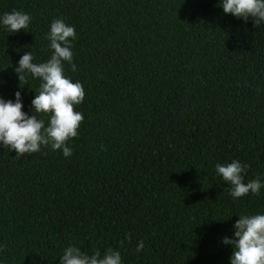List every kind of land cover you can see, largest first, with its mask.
<instances>
[{
	"label": "trees",
	"instance_id": "16d2710c",
	"mask_svg": "<svg viewBox=\"0 0 264 264\" xmlns=\"http://www.w3.org/2000/svg\"><path fill=\"white\" fill-rule=\"evenodd\" d=\"M12 10L31 23L0 28V97L21 91L31 115L39 82L21 87L13 69L28 50L48 58L60 18L76 32L65 74L84 87V119L70 157L0 148V264H58L69 243L123 264H229L221 238L264 211V188L233 200L214 165L264 175V24L218 0H0Z\"/></svg>",
	"mask_w": 264,
	"mask_h": 264
},
{
	"label": "clouds",
	"instance_id": "9594fccd",
	"mask_svg": "<svg viewBox=\"0 0 264 264\" xmlns=\"http://www.w3.org/2000/svg\"><path fill=\"white\" fill-rule=\"evenodd\" d=\"M218 6L223 13L234 18L244 21L253 18L257 27L264 24V0H218ZM30 23V15L22 10L0 14V28L7 34L25 31ZM44 38L48 41V58L34 62L33 53L28 50L13 69L21 87L28 85L29 79L39 82L31 100V115L21 110V91L17 90L11 100L0 97V148H7L9 152L15 150L16 156L20 157L47 147L67 158L73 151L68 141L78 136L80 122L84 119L80 111L74 110L84 100V87L80 81L65 74V64L73 72L77 70L72 51L75 28L60 18H54ZM100 148L104 150L103 145ZM248 168L247 163L238 159L214 165L215 174L228 185V194L233 200L249 194L259 196L264 188V175L245 182ZM237 217L231 226L232 235L223 236L220 241L232 249L229 264H264V211L243 213ZM130 239L126 234L121 246ZM143 249L144 241H137L135 251L140 253ZM58 257V264H123L120 250L111 247L103 252L97 248L87 253L69 243Z\"/></svg>",
	"mask_w": 264,
	"mask_h": 264
}]
</instances>
